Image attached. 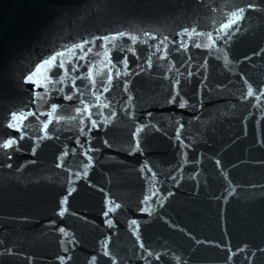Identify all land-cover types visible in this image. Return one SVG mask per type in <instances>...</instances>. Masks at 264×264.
Wrapping results in <instances>:
<instances>
[{"label": "water", "instance_id": "obj_1", "mask_svg": "<svg viewBox=\"0 0 264 264\" xmlns=\"http://www.w3.org/2000/svg\"><path fill=\"white\" fill-rule=\"evenodd\" d=\"M237 7L245 12L212 48L183 32L215 38ZM117 32L145 43L92 39ZM127 46L139 59L129 53V73L103 92L109 58L123 73ZM55 52L66 72L36 70ZM33 72L39 97L25 83ZM81 100L87 114L75 111ZM29 110L19 132L7 127ZM9 137L0 264H264V0H0V144Z\"/></svg>", "mask_w": 264, "mask_h": 264}, {"label": "snow or ice", "instance_id": "obj_2", "mask_svg": "<svg viewBox=\"0 0 264 264\" xmlns=\"http://www.w3.org/2000/svg\"><path fill=\"white\" fill-rule=\"evenodd\" d=\"M256 7H257V5L254 2H250V3H248L246 5V8H248V9H255ZM244 12H245V8H240V7H237L234 11L230 12L229 13V20H228V22L225 23V24H221L220 28L216 31V37L215 38L213 37V34L211 32H209V33L196 32L195 28H193L191 30V32H189L188 29H183V32L185 34L195 35V36H204V35H206L207 36L208 43H204V44L197 43V44H194L193 46L194 47H197V48H212V47L215 46V39L216 38H219V36L221 35V33H223L225 30H227L230 27H232V25L237 22V20L240 18V16ZM232 17H235V19H232ZM144 35L147 36L148 33H144ZM125 36H127L128 39L131 40L132 45H136L138 42L139 43H145V41H139V38L137 36L130 35L127 32H117V33H115L112 36L93 37L92 39H93V41H96V40L110 41V40H115L117 38L125 37ZM164 39L167 40V37H165ZM88 43H89L88 40H83L80 44H75L72 47L74 49L75 48L83 49L84 45H86ZM161 43H163V41H161ZM186 47H187L186 44H184V43H181L180 44V48H186ZM91 51H92V49L89 48L87 52H84L83 55L77 56L76 59L77 60H85L87 58L88 54ZM120 51L121 52H124V58H123V60H121L119 62L120 64L123 65L124 72L122 73L120 71V69L115 64H113L112 60L109 58L108 65H111V67L108 68V77H107L108 83L103 87V92L110 91L111 82L114 79V77L116 79H119V77L121 75H125L126 76L129 73V58H128V54L129 53L133 57H135L137 60L139 59V56L137 55L136 49L133 46H127L126 51H125L124 48H121ZM73 54L75 55V53H73ZM105 55L108 56L109 54L106 52ZM63 56H64V53L63 52H55L50 57H48L45 60H42L39 64H37L36 65V70H40L41 68H47L50 72L53 71V70H64L66 72L67 71V68H66L65 62L62 59H59L60 57H63ZM161 58H163V57H161ZM58 59H59V62L57 63ZM150 61H151V55L149 56L148 60L146 61V63H148V66L149 67L152 66L151 63H150ZM68 63H71V61H69ZM79 67H80V65H78V64H72L71 65V70L73 72H76V71L79 70ZM138 67H139V65H138ZM113 69H115L114 75H113ZM143 70L144 69L141 68V71H143ZM91 73H92V68L89 67L87 76H88L89 80L92 81L93 87H94L95 86V81L93 80ZM133 74H135V73H133ZM33 75H35V72L30 73L28 76H26L25 77V83L32 84L34 86L33 87V96L34 97H39L40 94L39 93H36L34 91V88L41 86V84L43 82L42 81L38 82L36 80H33L32 79ZM189 75H192V73H189ZM83 76H84V74H81V76H79V77H74V81L75 80H78V79H82ZM124 83H125V90H127V80H125ZM177 84H179V81H175L173 83L172 87L175 88ZM62 91H63V89H61V92ZM72 93H79L81 96L84 95V93L83 92H80V89L79 88H76L75 86L73 87ZM72 93H70L68 95H64L63 98L65 100H72L74 98V96H73ZM178 95H179L178 93H174L172 99H170L168 101V103H173L175 101V99H176V96H178ZM252 95H253V89H252L251 86H249L248 87V91H247V96H252ZM242 98L246 99L247 97L245 96V97H242ZM96 99H97V101H99L100 96H96ZM32 103H36V100L33 99ZM80 103L84 105L83 109H81L80 107H77L75 109V111L77 113H80L81 111H83L85 114H87L89 112L90 106L87 103H85L84 100H81ZM179 106L180 107H184V103H181ZM58 107H59L58 104L53 103V104H51V110L48 113L41 112L39 114L40 116H43V115H46L47 114L48 117H49V120L43 122V128L41 129L42 131L44 129H47L48 128L49 124L51 123L52 112H54ZM104 107L107 108L108 105L105 104ZM33 115H36V114L33 113L30 110L27 113H24L23 111H21V112H12L11 113V120H9V122L7 124V127L9 129H15L17 132H19L20 129H21V125L23 124V122L29 116H33ZM113 115H115V113H113ZM37 119H39V116H37ZM57 119H60V118L57 117ZM105 122H107V121H105ZM96 127H97V122L93 120L92 123H91V127L89 128V131H91L93 128H96ZM141 131H143V127L137 128L136 131L132 133V136L135 138L138 135V133H140ZM81 134L82 135L84 134L83 133V130H81ZM19 139L20 140H23L24 139V135H21L19 137ZM39 139H44V137H40ZM177 139H179V136L177 137ZM77 140H79V137H77ZM105 143H107V141H105ZM16 144H17V138H15V137H9L8 139L4 140L2 142V144H0V147H2L4 149H9V148H12ZM137 147H139V144H137ZM91 150L92 149H89L88 151H91ZM135 150L136 149L134 148L133 151H135ZM33 151H35V148H33ZM73 151H75V149H73ZM64 155H67V153H64ZM84 155H87V151L84 153ZM217 164H219V161H217ZM85 167H87V165H85ZM69 194H71V191L69 192ZM144 199L145 200H148L149 197L148 196H145ZM66 202H67V197H65V199L61 201V204H64ZM111 210L112 209H109V211H111ZM141 211H144V209H141ZM63 212H64V209L61 208V213L60 214L62 215ZM103 214H104V216H108V212L107 211L104 212ZM105 223H107V224H109V226H111V223L112 222H111V220H107V221H105ZM132 223L135 224L136 221H132ZM60 231L63 232L64 229L61 228ZM197 243H199V241H197ZM140 247L143 248L144 245L141 244ZM262 251H264V250H262ZM104 255L105 256H108L109 255V252L108 251H104ZM59 259L61 260V264H63V257H60ZM157 259H159V256H157ZM93 260H95V257H93Z\"/></svg>", "mask_w": 264, "mask_h": 264}]
</instances>
